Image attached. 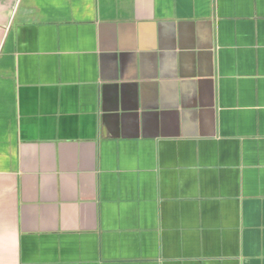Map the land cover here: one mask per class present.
Masks as SVG:
<instances>
[{"label": "crops", "instance_id": "obj_1", "mask_svg": "<svg viewBox=\"0 0 264 264\" xmlns=\"http://www.w3.org/2000/svg\"><path fill=\"white\" fill-rule=\"evenodd\" d=\"M0 264H264V0H0Z\"/></svg>", "mask_w": 264, "mask_h": 264}]
</instances>
